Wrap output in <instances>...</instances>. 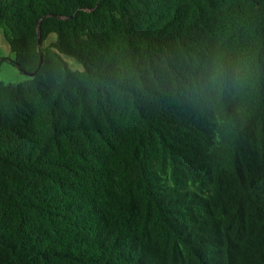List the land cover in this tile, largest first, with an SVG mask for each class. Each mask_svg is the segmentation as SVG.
Here are the masks:
<instances>
[{"label": "trees", "instance_id": "16d2710c", "mask_svg": "<svg viewBox=\"0 0 264 264\" xmlns=\"http://www.w3.org/2000/svg\"><path fill=\"white\" fill-rule=\"evenodd\" d=\"M0 28L35 72L0 80V264H264V0H0ZM217 56L239 89H199Z\"/></svg>", "mask_w": 264, "mask_h": 264}, {"label": "clouds", "instance_id": "9594fccd", "mask_svg": "<svg viewBox=\"0 0 264 264\" xmlns=\"http://www.w3.org/2000/svg\"><path fill=\"white\" fill-rule=\"evenodd\" d=\"M195 71L196 84L201 91L208 93L239 89L247 73L242 61L227 62L220 56L198 63Z\"/></svg>", "mask_w": 264, "mask_h": 264}, {"label": "rangeland", "instance_id": "374dc122", "mask_svg": "<svg viewBox=\"0 0 264 264\" xmlns=\"http://www.w3.org/2000/svg\"><path fill=\"white\" fill-rule=\"evenodd\" d=\"M53 38H55V35H52L51 39ZM64 57L69 62L71 68L80 70L84 69L83 65L77 62L74 58L69 56ZM29 78L30 75L20 70L16 65L12 64L10 61H3L0 65V80L2 81L18 83L26 81Z\"/></svg>", "mask_w": 264, "mask_h": 264}, {"label": "crops", "instance_id": "0c3cea01", "mask_svg": "<svg viewBox=\"0 0 264 264\" xmlns=\"http://www.w3.org/2000/svg\"><path fill=\"white\" fill-rule=\"evenodd\" d=\"M9 54H10V47L4 38L2 28H0V57H6Z\"/></svg>", "mask_w": 264, "mask_h": 264}, {"label": "water", "instance_id": "95a60500", "mask_svg": "<svg viewBox=\"0 0 264 264\" xmlns=\"http://www.w3.org/2000/svg\"><path fill=\"white\" fill-rule=\"evenodd\" d=\"M35 72H30V73H28L29 75H33Z\"/></svg>", "mask_w": 264, "mask_h": 264}]
</instances>
